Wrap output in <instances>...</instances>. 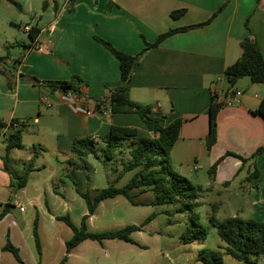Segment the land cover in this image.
<instances>
[{
	"label": "crops",
	"instance_id": "crops-1",
	"mask_svg": "<svg viewBox=\"0 0 264 264\" xmlns=\"http://www.w3.org/2000/svg\"><path fill=\"white\" fill-rule=\"evenodd\" d=\"M225 1L112 0L113 6L108 8L109 0L96 3L76 0L69 10L68 0L62 3L57 0V10L52 8L46 22L35 26L39 34L34 46L40 45L41 49L24 47L12 61L5 58L9 69L8 72L0 69V122L8 124L15 120L19 125L14 130L22 127L21 147L9 152L7 166L9 172L22 174L31 162L32 171L25 186L12 193V177L2 161L6 138L12 129H0V215L4 205L10 204L0 217V264H19L5 250L7 242L18 250L22 264H59L64 257L65 264H92L98 256L110 258L105 244L115 240L85 241L66 253L65 244L72 232L56 218L68 216L70 219L75 198L67 197L72 188L64 179L71 180L75 193L72 181L84 183L87 178L89 182L87 174L73 170L68 164L72 158L69 146L74 139L85 137L95 145L102 144L111 127L136 129L139 135L148 133L133 113L76 114L72 105L62 102L58 92L45 83L67 81L76 76L82 81L79 95L83 100L107 98L120 86L119 65L96 38L109 42L119 51L136 55L145 44L154 43L168 30L197 26L177 32L147 50L129 81L130 99L149 106L152 118H163V126L181 120L170 159L174 170L191 183L199 171H207L227 152L246 159L264 146V119L254 114L264 100V84L252 83L244 77L229 88L224 77L226 67L240 57V42L248 33L264 59V0H228L208 24L198 26L207 22ZM180 11V15L171 16ZM20 74L43 83L34 84ZM8 81L12 82L11 87ZM223 83L227 84L226 88ZM236 91L241 93L237 98ZM41 96L48 98L50 108L40 106ZM212 98L222 107L216 114V143L206 150L203 141L209 130L208 110ZM255 169L257 177L248 181L247 177ZM76 185L83 190L79 183ZM205 186L202 188L211 187L210 191L219 196L231 190L243 195L240 202L251 206L256 220H264V153L244 164L238 158L225 156L216 168L213 181L208 176ZM90 191L94 193L97 189L92 185ZM119 197L104 200L98 207L108 200L118 206ZM96 210L87 220L89 230L99 220ZM87 214L85 205L80 216ZM35 218L40 254L32 231ZM149 223L131 235L142 248L123 242L120 252L131 250L125 244L148 250V241L157 239L148 230ZM134 235H147L149 240L134 239ZM199 251L191 254L187 251L186 256L180 252L179 263L203 264L198 261ZM88 252L99 255L90 257Z\"/></svg>",
	"mask_w": 264,
	"mask_h": 264
},
{
	"label": "trees",
	"instance_id": "trees-1",
	"mask_svg": "<svg viewBox=\"0 0 264 264\" xmlns=\"http://www.w3.org/2000/svg\"><path fill=\"white\" fill-rule=\"evenodd\" d=\"M53 3L54 11L57 10L55 0ZM76 0H68L69 10ZM97 0H93L96 3ZM227 1L212 15L205 23L198 26L208 24L214 17L220 13ZM48 6V1L42 3L44 10ZM113 6L112 0L108 2V8ZM182 12L172 13V17L180 15ZM247 26V21H246ZM197 26H190L179 29L168 30L160 34L154 43L145 44V47L139 54L130 55L114 48L109 42L96 38L111 54L116 58L119 65L120 86L116 87L108 96L110 102V112L112 114H136L142 121L148 135H139L136 129L125 127H111L105 135L100 148H95L94 142L90 138L74 139L69 146V152L72 156L68 160V164L73 170L87 169L86 158L92 154L104 161H111L116 157L117 153L122 151L124 144L130 146L129 159L121 163V170L114 169L116 174L113 183L107 187L97 190L94 193L88 190H81L74 181L72 184L77 195L84 201L88 214L84 215L80 220V226L73 225L68 216L58 217L57 221H62L72 232L71 238L66 242V253L85 241H94L101 243L104 240H115L129 243L142 248L140 244L135 242L131 235L141 229L151 221L153 215L148 216L139 225H127L116 231L92 232L88 230L87 220L91 216L100 202L112 199L117 196L123 197L132 206H155L168 205L178 203L179 207L176 213H188L189 223L185 232L181 235L180 241L189 245L196 241H202L207 237V230L199 223L198 217L194 210L198 207V199L200 193L211 190V187L203 189L200 186L193 185L187 178L178 174L171 163L170 151L179 137L181 120L176 119L162 125L163 118H152L150 116V107L142 106L129 97V81L130 76L138 64L141 56L149 49L158 46L167 37L181 31ZM30 39L27 48H32L35 44L39 29L31 27L27 33ZM20 45V44H19ZM242 53L240 57L224 70V77L228 83V87L234 86L236 81L247 77L252 83L264 84V59L261 51L250 33L240 42ZM5 58L0 57V61ZM21 78H26L34 84H42L36 78L20 74ZM48 84L51 90H60L62 92H73L79 95V85L82 83L80 78L73 76L67 81L55 82ZM8 87L12 86V82H7ZM222 107V104L216 103L213 98L208 110L209 130L203 141L206 150L216 143V114ZM254 114L264 119V100H262ZM15 120L8 124L0 122V129L9 128L12 132L6 138L5 154L2 158L4 168L12 177L11 192L15 193L23 188L26 184L28 174L32 171V163H28L22 174L11 173L8 169L9 152L14 148L21 147L22 127L14 130ZM264 153V146L259 147L249 158H242L236 154L227 152L223 157L219 158L208 170V176L211 181L214 179L215 171L219 163L225 156H233L238 158L242 164L247 160H254L257 156ZM126 172H134L130 180L122 187H117L116 183L123 177ZM258 171L249 174L247 180L257 177ZM137 192V193H135ZM151 192L153 200L141 201L137 199L138 195ZM10 204L4 205V211L0 215L2 217ZM212 224L216 227L217 235L225 246L219 250H200L198 253V261L203 264H223V257L231 259L241 264H256L254 257H264V220L242 219L239 216L227 217L221 221L212 220ZM38 219L33 222V237L38 254H40V243L37 233ZM5 250L10 251L19 264L22 261L19 257L18 250L9 242L5 246ZM64 257L59 264H65ZM39 264V262L37 263Z\"/></svg>",
	"mask_w": 264,
	"mask_h": 264
},
{
	"label": "rangeland",
	"instance_id": "rangeland-1",
	"mask_svg": "<svg viewBox=\"0 0 264 264\" xmlns=\"http://www.w3.org/2000/svg\"><path fill=\"white\" fill-rule=\"evenodd\" d=\"M46 0H0V57L15 59L24 50L23 45L30 42L28 34L23 30V26L30 27L42 26L46 22V17L52 11L53 3L48 1V6L43 10L42 3ZM63 0H58L62 3ZM55 0V3H58ZM39 17H41V22ZM20 44V45H19ZM3 61H0V69L8 72V66ZM226 88L227 84L223 83ZM102 144L95 145V148H100ZM130 146L124 144L121 153L116 154V158L111 161H104L102 158L96 159L90 154L86 158L87 169H81V173L87 174L89 182L83 183L80 180L79 186L83 191L91 190L92 185L95 189L100 190L113 183L115 177L114 169L121 170V163L129 159ZM134 172H126L123 177L116 183L117 187L124 186ZM198 177L191 179L196 186L206 187L205 181L208 179L206 170L198 172ZM70 189V194L67 197H74V210L70 216L71 222L76 226H80V213L85 208L84 201L74 192L70 185V179H64ZM205 189V188H203ZM91 192V191H90ZM243 195H236L235 191H226L221 196L214 192L203 191L198 199V207L194 213L198 217L199 223L207 230V237L202 241H196L189 245H185L180 241L181 235L185 232L189 223L188 213H176L175 210L179 207L178 203L168 205L155 206H132L123 197H119L120 204L113 206V201L108 200L103 205L99 206L96 214L99 218L98 222L91 226L92 232L116 231L124 228L127 225H139L148 216L153 215L149 223L148 230L153 233L157 239L147 238L148 236L134 235V239L144 238L149 240V249L142 250L131 245H124L131 250L121 251L122 241H108L105 244L107 252L110 253V258L105 259L98 256L92 264L96 262L104 264H180L178 254L187 255L188 253L197 252L198 250H219L225 246L217 235L216 227L212 224V220L221 221L227 217L239 216L242 219H255L251 210V206L243 204L240 199ZM138 200L151 201L153 195L151 192H146L137 196ZM66 232L69 229L63 225ZM133 235V234H132ZM121 245V246H120ZM34 250V249H33ZM90 257L99 255L94 252H88ZM256 264H264V257H254ZM223 264H241L230 257H223Z\"/></svg>",
	"mask_w": 264,
	"mask_h": 264
},
{
	"label": "built area",
	"instance_id": "built-area-1",
	"mask_svg": "<svg viewBox=\"0 0 264 264\" xmlns=\"http://www.w3.org/2000/svg\"><path fill=\"white\" fill-rule=\"evenodd\" d=\"M23 30L27 33L30 30V27L28 25L23 26ZM35 49L40 50V45H35ZM58 92L59 98L62 102L71 104L72 110L76 114L90 116L94 113H101V114H109L110 112V102L108 97L96 101H85L82 99V97L76 93L73 92H62L60 90H56ZM240 92L236 91L234 92V97L237 98L240 96ZM227 102H230V98L226 100ZM40 106L45 108H50L52 106L51 102L48 100L47 97L41 96L39 99ZM19 124L15 123L13 127H17ZM19 210L22 212L23 207H20Z\"/></svg>",
	"mask_w": 264,
	"mask_h": 264
}]
</instances>
